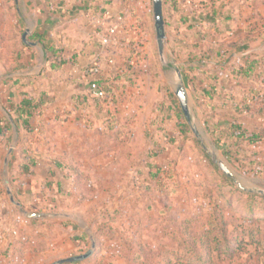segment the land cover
<instances>
[{
    "label": "rangeland",
    "instance_id": "obj_1",
    "mask_svg": "<svg viewBox=\"0 0 264 264\" xmlns=\"http://www.w3.org/2000/svg\"><path fill=\"white\" fill-rule=\"evenodd\" d=\"M97 1L101 8L106 4L105 0ZM112 1L113 12H105L109 18L99 12L98 31H104L101 38L108 28L117 26L116 42L97 47L104 56L102 70L109 59L115 61L112 66L122 65L118 72L121 75L115 77L111 89H123V96L112 94L108 100H97L87 90L90 95L85 94L86 98L81 100L74 93V83L67 94L58 95V101L79 108L84 104L90 106V97L103 126L116 122L118 132L124 127L121 139L110 146L117 157L99 156L91 160L85 156L95 149L107 151L109 145L101 139L99 147L91 149L90 142H81L85 137L77 129L76 110L70 116L72 123L49 130L48 138L52 140L43 147L33 145V129L29 130L31 137L27 140L31 139L32 145H28L16 143L14 130L3 128L0 264H51L89 250L92 254L86 259L66 264H264V234L257 232L258 228L264 229L263 199H248L204 151L201 141L227 163L247 188L264 190V152L252 155L248 146V151H236L233 147L231 157L226 155L229 133L222 134L225 126L221 125V116L203 104L210 99L197 90V72L202 69H191V64L203 66L198 61L208 57V53L218 64L238 65L241 56L236 55L235 48L247 41L256 40L261 49L264 0H164L167 66L161 64L158 54L152 0ZM14 3L15 0H0V103L8 94L6 84L10 76L6 75L14 72L8 66V57L15 58L17 44L25 50L28 44L23 35L27 28L44 21V12L33 7L32 15L28 13L30 19L25 13L20 15L23 25L19 28ZM32 35L30 29L27 40L32 41ZM220 42L227 43L230 51L218 57L211 52L204 54ZM30 50L38 61L39 50ZM131 58H135L134 63L128 62ZM175 67L182 72L193 120L205 135L202 140L194 135L175 94ZM125 70L131 72L125 75ZM49 80L44 79V84L53 90L64 84L61 79L60 83ZM255 82L248 81L261 85ZM233 93V98L240 100V88ZM249 102L248 108L235 104L239 107L236 114L264 134V106L261 100L257 104ZM2 113L0 109V117ZM179 115L184 118L179 120ZM103 126L99 127L101 135L106 134ZM84 148L85 151L78 152ZM127 152L131 154L129 162L122 158ZM57 153L73 164L78 163L76 166L83 173L79 181L67 168L53 174L43 165L45 159L51 160ZM23 165L31 168L23 171ZM27 211L61 212L74 219H29L25 216ZM212 221L227 229L228 235L218 245L212 241L216 231L207 234L205 238L212 242L210 249L207 241L201 242L199 237L211 228ZM250 231L261 243L251 244L247 253L227 259L226 246L244 238L251 240Z\"/></svg>",
    "mask_w": 264,
    "mask_h": 264
},
{
    "label": "crops",
    "instance_id": "obj_2",
    "mask_svg": "<svg viewBox=\"0 0 264 264\" xmlns=\"http://www.w3.org/2000/svg\"><path fill=\"white\" fill-rule=\"evenodd\" d=\"M37 3L38 5L36 6ZM98 4V1L93 0H88L85 3H83L81 0H63L60 5L63 6V11L61 12L64 13L63 20L65 22L61 25L55 26L53 25L52 21L48 19V8H46V6L43 4V0H23V2H21V0H15L13 7L17 16L20 17L21 14H27V20L31 18L28 13L30 12V14L32 15L33 7H35L37 11L44 12V21L39 23L36 22L33 28L28 27L27 29H31L34 32L39 26H42L45 29L49 30V35L51 37L55 36V30L57 28L61 29V33L56 36L57 41L61 42L64 48L63 57L66 60L63 64V71H59V73H63V75L61 76V83H64L63 86L59 90L50 89L51 91L47 94L45 102L39 108L38 113L36 115H33L31 119L30 129H33V131L35 130V134L37 135L36 136L34 134L35 140L33 145L39 147L40 145H42V147L45 146L50 140H52V138H48L49 130L59 125L67 126L72 123L70 120V116L73 115L72 111L76 110V126L77 129L82 132V135L85 137L81 138L83 139L81 140V142H83L84 139L85 142H90L91 149L95 146L99 147L101 139L103 140V142L105 141L106 144L109 145L108 149H106L107 151L101 153L99 150L94 148V153H91V155H85L88 159L91 160H94L99 156L112 159H115L117 157L116 151L110 149V146L115 143V139L117 136L116 128L108 129L106 126H103V121H100V119H98V109L96 107V104H94V101H92L90 97H88V99L91 101L90 106L84 104L79 105L78 108L77 106L70 104V102L58 101V95L62 93L67 94L70 91V87L72 86V84L76 83V85L74 86V93H76V95H80V99L84 100L86 98V95H90L89 92H91V94L93 95L90 88V83L97 77L106 78L114 76L113 78H111L110 83L112 85L114 83L115 85V74L122 69V65L112 66V64H109L108 62H104V69L101 71L100 75L95 76L88 73V68L93 64L99 53V49L97 46L98 44L100 45V35L104 33V31H98L100 17L99 12L101 10L104 15H106L105 12L112 13L114 8L113 1L111 3H106L102 6V8ZM107 17L109 18V16ZM132 28L133 31H135L134 27ZM37 43L39 46L36 45L31 47L39 50L38 61L35 60L37 57L31 54V62L29 63L30 65L27 68L12 72V74L10 75H6V77L10 76V78L8 79L9 81L6 79V82L8 81L6 84L8 88V94H6V98L3 99L2 103H0V109L3 112L1 116H5L7 118L5 128H12V130H14V140L16 143L25 142L28 145H32L31 139L27 141L31 137V135H29V130L23 128L21 125H18L14 119V115L11 114L7 108L9 107L10 103L17 102L18 100L23 98V93L27 92L30 95L38 96L40 93V89L47 86V84H44L45 78L43 79V77L44 71H46L45 69H48V61L45 57L43 46L39 42ZM260 45L261 44H259L256 40H253L250 42L249 50L244 53L237 52V54H235L237 56H242V54L244 55L245 53L250 52L252 54V57H256V53H264V46H262V48L260 49ZM37 67L38 70L36 69ZM210 67L212 69L216 68L224 72L223 76L227 79L226 82H223L222 78L220 79L219 77L221 75L218 74L219 76L216 75L215 80H213L217 82L219 95H216L214 97L213 102L216 112L221 113L219 114V116L225 118H235L249 131H256L262 134V132L258 130L257 126L252 125V123H249L248 121L244 122L246 118L244 119L242 118L243 116L236 114V109L238 106L236 107L235 104H239V106L245 105L248 108L251 105L249 104V101L253 100V102L257 104L259 100H261V103L264 106V102L262 100V97L264 95V81L262 80L264 79V76H262L260 80H257L256 77H254L253 73L254 78L251 77L250 79H243L242 77H236L235 75L230 74V69L228 67L220 68L216 64H213ZM254 72H257V69ZM16 75L33 77L30 80L27 78H23V80L19 84L12 85L13 77ZM253 80H256V82L259 81L261 85L255 86V84L251 85L248 83V81ZM231 81L233 82L230 83ZM233 83H235V85H233ZM256 87L258 89H256ZM238 88H240L241 93L239 95L240 100H238L237 98H233V95L235 96L233 92H235ZM87 90H89V92ZM126 91H128L129 93L128 88H126ZM112 92L113 96L116 94L119 95L120 93H122L120 95L123 96V89H119L116 86H112ZM84 106H86L87 108H83ZM233 107L235 108V111L232 112L231 109H233ZM58 113L60 114V117ZM101 126L106 128V134L104 135H101L100 133L99 127ZM3 134L2 140L4 141ZM125 135L124 138H126ZM23 137H25V139ZM83 151H85V148L78 152L82 153ZM54 157H61V155L57 153L52 156V159L50 158L51 160L45 159L44 161L43 165L49 167L48 170H51L52 167L54 168V164L52 161ZM76 165H78V163H76Z\"/></svg>",
    "mask_w": 264,
    "mask_h": 264
},
{
    "label": "trees",
    "instance_id": "obj_3",
    "mask_svg": "<svg viewBox=\"0 0 264 264\" xmlns=\"http://www.w3.org/2000/svg\"><path fill=\"white\" fill-rule=\"evenodd\" d=\"M62 1L63 0H43V4L46 6V8H48V19L52 21L54 26L61 25L65 22L63 20L64 13L61 12L63 11V6L60 5ZM81 1L85 3L88 0H81ZM93 1H97V0H93ZM111 2L112 0L104 1V3H111ZM16 24L19 26V28L22 27L23 22H21L20 17H18ZM256 25L257 26L255 27L260 28V24H256ZM249 31L252 33L253 31L252 28ZM60 33H61V29L57 28L55 30V36L51 37L49 35V30L45 29L42 26H39L37 30L33 32V35H32V42H39L43 46L44 51H45V57L47 58V61H48V69H45L46 71H44L45 79H47V81L49 79H52V81H55L58 83L61 82L60 81L61 74L58 75L57 73L59 71L61 72L63 71L62 70L63 64L66 61L65 58L63 57L64 48L61 42L57 41L56 35H59ZM249 45H250V42L247 41L244 44L237 46L235 48V51L238 53H244L247 50H249V47H250ZM30 49H33V48L30 45H26V49L22 50L19 48V45L17 44L18 51H17L15 58L10 60V58L12 57L11 56L8 57V62H9L8 66L11 67V69L14 72L17 70H22L24 68H27L30 65L29 63L31 62L30 60H31V51H32ZM230 49L231 48L229 45H227V43L220 42L216 46H211L207 48L206 53L204 54L206 55L208 52H211L212 54H215V57H218V56H223L224 52L225 53L229 52ZM99 56H101V62H102V59L104 56L102 54H100ZM212 56L213 55L210 56V54L208 53V57L205 56L198 61V62L201 61L203 66H200L201 64L200 65L191 64L192 65L191 69H202L201 72H197L198 73L197 78L199 79L197 90L201 92L202 97L204 98L209 97L210 99L209 101L206 100V102L203 104L210 106L211 110L216 112L213 99L216 95H219V94H218V89H217V82L213 80H215L216 75L218 74L221 75V76L219 75L218 76L220 77V79L222 78L223 82H226L227 79L224 78L223 76L224 72L216 68L212 69L210 68V66L213 64H216L220 68L228 67L230 69V74H233L236 77H242L243 79H250L251 77H253V73H254V77H256L257 80L258 79L260 80L261 77L264 76L263 74L264 73V53H256V57H252V54L250 52L245 53L244 55L242 54L241 62L238 65L232 64V63L230 64L229 62H220L218 64V62H216L214 57ZM109 61L110 59L107 60V62ZM101 62L98 66V69H99L98 75H100L102 71ZM256 69H257V72H254L256 71ZM125 71H126L125 75L131 72V70H125ZM120 75L121 74L117 72L115 74V77L119 78ZM32 77L33 76H17L16 75L13 77L12 85L19 84L23 80V78H27L30 80L32 79ZM113 77L111 76L106 77V78L97 77L95 80H93V81H96L98 85L106 88L105 95L102 98H98L94 95L93 97H95L97 100H103V99L108 100V98H110V96L113 94L112 89H111L112 84L110 83V80ZM191 78L188 77V79H191ZM185 80H186V83L188 84L187 77H185ZM262 81H264V79ZM192 82H193V79H192ZM52 88L51 86L50 87L46 86L45 88L40 89V93L38 96L30 95L29 93L25 92L23 93L24 94L23 98H21L17 102H12L9 104V107L7 109L11 114L14 115V119L18 125H21L23 128L27 130H31L30 129L31 119L33 115H36L38 113L39 108L45 102L46 96L52 90ZM262 100L264 102V95L262 97ZM178 117H179V120L184 118L181 115H179ZM220 122H221V125L225 126L224 128L225 130L221 131L222 134L229 133L228 140H227V142L229 143V146L226 148V151H225L227 156L231 157L230 152H232L231 148L233 147L236 149V151L237 150L239 151V149L248 151V149H246V146H248L249 150H252V155H259L263 153L264 134H261L256 131H249L247 128H243L241 124L238 123L237 119L235 118H225L221 116ZM6 123H7V118L5 116H1L0 117V134H2V128L6 127ZM183 123H185L184 125L186 127L187 126L186 122H183ZM106 127L108 129L116 128L117 136H116L115 141L118 138H120V135L123 133V130H125V128L123 127L122 130L118 132L119 124L116 122H111V124L107 125ZM128 131L125 132V134L128 133ZM129 157L131 158V154L129 152L125 153L124 155L122 154V158H126L128 162H129ZM52 161L54 164V168L52 167L51 172L54 171L53 174H56V172L59 170H64L67 168L69 171H71V175L77 176L76 178L77 181H79L80 176L83 175V173H81V171L79 170L78 166H76L75 163L73 164L72 162H70L64 157H54ZM30 168L31 166L29 167V165H23V171H27ZM240 191L242 193H245L248 196V199H250L251 201H253L255 198H262L264 201V194H261L258 192H249V191L246 192L241 189ZM210 226L211 228L206 233L202 234L199 237V239L201 240V242L203 241L205 242L207 241V238H205V236H207V234H211L212 231H216L215 232L216 236L212 238V241H214V244L220 245L221 238L227 239V235H228L227 229H225L222 226L218 227V225L215 224V222L213 221L210 222ZM257 230H258L257 231L258 234H264V229L258 228ZM250 234L252 236L251 240H246L244 238L236 242L235 245L228 244V246H226L227 256H228L227 259L232 260L234 259V257L240 256L243 252L247 253L248 252L247 247L251 244H256L257 242L261 243L262 240L260 239L256 240L254 238L255 232L250 231ZM195 239L196 238H193V240ZM207 243L210 245L209 247L211 249L212 242H210V240L208 239ZM237 264H241V263H237Z\"/></svg>",
    "mask_w": 264,
    "mask_h": 264
},
{
    "label": "water",
    "instance_id": "obj_4",
    "mask_svg": "<svg viewBox=\"0 0 264 264\" xmlns=\"http://www.w3.org/2000/svg\"><path fill=\"white\" fill-rule=\"evenodd\" d=\"M152 8H153V17H154V27H155V33H156V42H157V49L158 54L160 57V62L163 66L168 65L167 60V45H168V36L166 31V19H165V6H164V0H152ZM30 29H27V31L23 35V40L30 46H36L38 45L37 42H32L27 40V34ZM177 79L175 84V94L180 102L182 111L190 124L192 131L196 138L202 140L205 135L203 131L199 128L197 123L193 120L192 111H191V105H190V98L189 93L187 90V87L185 85L183 75L179 67H175ZM201 145L205 152L209 156L213 157V160L216 164H218L219 169L230 179H233L234 182L239 186L241 189L249 191V192H258L261 194H264V190L258 189V188H247L243 185V183L238 179L237 174L227 165V163L218 157L217 153L214 152V150L209 147L205 142L201 141ZM25 216L29 219H55V218H69L74 219V216L70 214H65L61 212H46V211H38V212H25ZM92 254V250H89L88 252L80 255H75L68 258H62L59 260H56L52 262L51 264H66L71 262L80 261L83 259H86Z\"/></svg>",
    "mask_w": 264,
    "mask_h": 264
},
{
    "label": "built area",
    "instance_id": "obj_5",
    "mask_svg": "<svg viewBox=\"0 0 264 264\" xmlns=\"http://www.w3.org/2000/svg\"><path fill=\"white\" fill-rule=\"evenodd\" d=\"M116 31H117V26H112V27L108 28L106 30V33L100 38V45L102 47H107L110 44H112L113 42H116V40H115ZM99 55H100V52L97 55L92 66H90L88 68V73H90L91 75L96 76L99 74L98 66L101 62V56H99ZM128 62L134 63L135 58H131L130 61H128ZM114 63H115L114 59H110V64H114ZM90 88H91L93 95L98 97V98H102L105 95L106 88L98 85V83L96 81H92L90 83Z\"/></svg>",
    "mask_w": 264,
    "mask_h": 264
}]
</instances>
